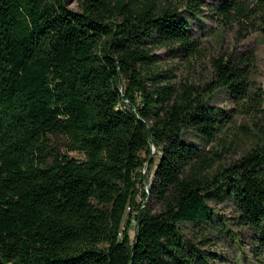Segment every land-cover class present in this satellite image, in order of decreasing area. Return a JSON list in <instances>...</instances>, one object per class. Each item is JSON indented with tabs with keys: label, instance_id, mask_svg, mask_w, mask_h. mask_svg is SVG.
Instances as JSON below:
<instances>
[{
	"label": "trees",
	"instance_id": "16d2710c",
	"mask_svg": "<svg viewBox=\"0 0 264 264\" xmlns=\"http://www.w3.org/2000/svg\"><path fill=\"white\" fill-rule=\"evenodd\" d=\"M202 17L264 35V0H0V264H226L200 247L226 227L212 202L264 249L252 55H219L202 87L155 66L200 52Z\"/></svg>",
	"mask_w": 264,
	"mask_h": 264
},
{
	"label": "rangeland",
	"instance_id": "374dc122",
	"mask_svg": "<svg viewBox=\"0 0 264 264\" xmlns=\"http://www.w3.org/2000/svg\"><path fill=\"white\" fill-rule=\"evenodd\" d=\"M205 1L207 4H214L218 0ZM173 2H176V0H173ZM69 7L75 11L79 10L78 2H73ZM202 10L205 16L209 15L205 7ZM202 18V24L195 19L190 21L194 36L198 37L201 43L200 52L197 55L193 57L176 55L163 48L154 50L153 55L158 57L155 66L159 69V73L166 78L164 82L173 84L176 87L180 85L202 87L213 79L212 60L217 59L219 55L226 51H236L239 54L252 55L254 59L252 82L256 88H264V35L250 33L237 27L235 29H219L211 19ZM211 105L225 110L231 108L225 93L221 91L213 94ZM253 120L258 124L264 123V117ZM237 124L248 125L251 128L252 121L248 118L238 117ZM197 148L199 149L200 146L197 145ZM152 152H154V148H152ZM69 155L79 160L83 158L75 153ZM158 158L159 155H156L154 158L155 163ZM147 179L149 182L151 181L152 173L147 176ZM137 189L139 193L137 203L141 204L143 202L142 192H144L143 182L138 183ZM210 206L214 208L220 218H224L226 227H222L220 232L215 233L213 236H207L209 242L200 247L219 254L226 264H264V249H262L259 242L260 232L238 227L234 219L235 212L228 203L212 202ZM186 231L189 238L195 239V228L191 229L192 232L190 230ZM128 234L129 239L133 240L135 235V225L133 223Z\"/></svg>",
	"mask_w": 264,
	"mask_h": 264
},
{
	"label": "built area",
	"instance_id": "2783aa9c",
	"mask_svg": "<svg viewBox=\"0 0 264 264\" xmlns=\"http://www.w3.org/2000/svg\"><path fill=\"white\" fill-rule=\"evenodd\" d=\"M142 173H145V170H143ZM143 184H144V191L148 192L147 186L145 185V183H143ZM144 207H145V202H141V209L144 208Z\"/></svg>",
	"mask_w": 264,
	"mask_h": 264
},
{
	"label": "water",
	"instance_id": "95a60500",
	"mask_svg": "<svg viewBox=\"0 0 264 264\" xmlns=\"http://www.w3.org/2000/svg\"><path fill=\"white\" fill-rule=\"evenodd\" d=\"M153 153V152H152Z\"/></svg>",
	"mask_w": 264,
	"mask_h": 264
}]
</instances>
